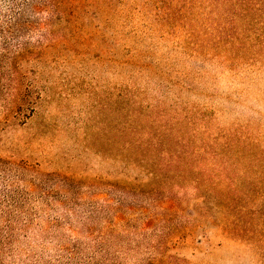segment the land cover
Returning <instances> with one entry per match:
<instances>
[{
	"label": "rangeland",
	"instance_id": "rangeland-1",
	"mask_svg": "<svg viewBox=\"0 0 264 264\" xmlns=\"http://www.w3.org/2000/svg\"><path fill=\"white\" fill-rule=\"evenodd\" d=\"M231 7L0 0V264H264V26Z\"/></svg>",
	"mask_w": 264,
	"mask_h": 264
},
{
	"label": "trees",
	"instance_id": "trees-1",
	"mask_svg": "<svg viewBox=\"0 0 264 264\" xmlns=\"http://www.w3.org/2000/svg\"><path fill=\"white\" fill-rule=\"evenodd\" d=\"M217 1L229 3L230 5L235 3L237 8L231 7L230 9H228V12L233 11L232 13L234 14L238 11L244 19L254 22L257 25L261 23L262 26H264V0H217ZM172 164L173 165L177 164V167L180 169L181 172H184V169H187L188 167V164L183 160L175 161ZM158 166L159 168L162 169L164 165H158ZM152 173L155 174V176L157 177L159 176V173L157 171H152ZM207 183H209L208 186H211L210 183H212V181ZM225 191L226 190L224 189L222 193H224ZM240 214H241L240 212H237L236 215L237 219L240 218Z\"/></svg>",
	"mask_w": 264,
	"mask_h": 264
}]
</instances>
